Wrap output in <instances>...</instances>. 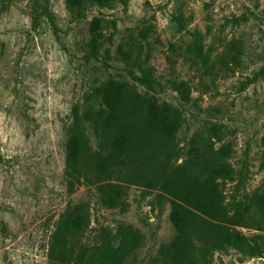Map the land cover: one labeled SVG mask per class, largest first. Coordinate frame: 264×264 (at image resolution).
<instances>
[{
    "label": "rangeland",
    "instance_id": "374dc122",
    "mask_svg": "<svg viewBox=\"0 0 264 264\" xmlns=\"http://www.w3.org/2000/svg\"><path fill=\"white\" fill-rule=\"evenodd\" d=\"M95 20L104 35L97 48ZM146 29L141 58L121 55L128 36ZM140 62L153 70L150 83ZM111 80L180 110V162L221 126L216 147L231 148L236 173L227 199L264 193V0H126L112 9L92 6L84 16L65 0H0V264H56L49 248L57 224L80 205L89 215V248L103 228L143 234L124 264H166L167 247L182 246L172 201L161 192L121 184L120 204L107 207L95 187L68 191L69 130ZM176 82L189 85V102ZM85 128L98 148L101 140ZM240 230L264 239L255 226ZM193 245V264H264L235 247L209 252L198 236Z\"/></svg>",
    "mask_w": 264,
    "mask_h": 264
},
{
    "label": "trees",
    "instance_id": "16d2710c",
    "mask_svg": "<svg viewBox=\"0 0 264 264\" xmlns=\"http://www.w3.org/2000/svg\"><path fill=\"white\" fill-rule=\"evenodd\" d=\"M67 7L84 16L92 6L112 9L126 0H65ZM96 48L104 39L101 20L93 22ZM149 30L130 34L121 55L140 59L142 41ZM111 40V38H109ZM194 51L203 57V47ZM143 79L151 81L153 70ZM149 85V84H147ZM174 90L182 100L190 101V87L176 82ZM83 118H76L69 130L64 178L68 191L82 185L95 187L107 207L120 204L122 186H136L168 196L181 227V247H167L166 264H193V238L204 243L207 251L235 247L250 257L264 258V239L247 237L241 228L256 227L264 231V193L255 192L227 199L226 184L235 180L230 162L232 150L223 141L221 126H212L213 136L202 139L180 162L182 149L178 134L183 125L180 110L172 104H159L154 98L138 93L129 82H104L92 94ZM88 125L101 140L93 148L86 133ZM120 184V185H118ZM90 220L85 206L68 210L57 224L50 244V259L56 264H124L144 241L143 234L126 226L115 235L109 228L97 234L96 245L89 248L83 238ZM169 254L171 255L173 260ZM175 256V257H174Z\"/></svg>",
    "mask_w": 264,
    "mask_h": 264
}]
</instances>
